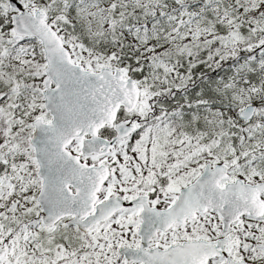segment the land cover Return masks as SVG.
<instances>
[{"label":"snow or ice","instance_id":"1","mask_svg":"<svg viewBox=\"0 0 264 264\" xmlns=\"http://www.w3.org/2000/svg\"><path fill=\"white\" fill-rule=\"evenodd\" d=\"M0 264H264V0H0Z\"/></svg>","mask_w":264,"mask_h":264}]
</instances>
